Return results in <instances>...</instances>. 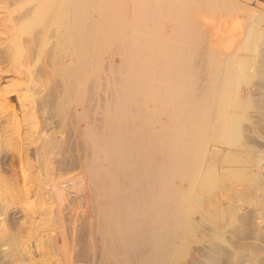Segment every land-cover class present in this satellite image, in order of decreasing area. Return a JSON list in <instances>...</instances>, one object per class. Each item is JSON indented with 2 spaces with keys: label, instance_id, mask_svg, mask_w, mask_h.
I'll return each instance as SVG.
<instances>
[{
  "label": "bare ground",
  "instance_id": "obj_1",
  "mask_svg": "<svg viewBox=\"0 0 264 264\" xmlns=\"http://www.w3.org/2000/svg\"><path fill=\"white\" fill-rule=\"evenodd\" d=\"M0 13L3 57L16 60L17 68L24 67L20 60L30 56L27 52L44 49L54 36L49 62L60 77L61 90L54 92L59 96L57 110L71 106L76 121L84 123L93 210L104 236L115 244L107 246L105 264H132L136 245L150 247L142 248V262L175 264L181 255L176 252L180 232L192 234L196 229L190 220L193 207L205 218H214L219 208L213 192L203 191L215 186L210 171L205 170L201 188L196 184L201 161L210 139L241 144V121L251 104L239 96V88L248 84L257 72L252 64L261 60L235 53L223 60L215 53L207 55L203 33L185 0H0ZM33 29L37 34L22 37ZM256 42V33L249 29L238 49L253 53ZM110 48L120 52L119 65L102 60ZM99 75L105 85L102 125L93 117ZM29 94L32 103L21 97L19 101L23 125L36 131L40 149L35 151L49 160L54 142L42 137L35 111L42 106ZM156 154L162 156L158 165ZM228 158L230 163L242 161L236 155ZM241 170L229 172L239 180ZM118 253L122 257L115 263L112 258Z\"/></svg>",
  "mask_w": 264,
  "mask_h": 264
},
{
  "label": "rangeland",
  "instance_id": "obj_2",
  "mask_svg": "<svg viewBox=\"0 0 264 264\" xmlns=\"http://www.w3.org/2000/svg\"><path fill=\"white\" fill-rule=\"evenodd\" d=\"M185 2L190 17L199 24L203 33L207 55L215 53L223 60L235 53L237 57L261 60V63L252 64L257 72L248 84H240L239 88V96L251 104L242 117L241 144H216L210 139L208 152L201 161L196 184L198 189L201 188L200 181L208 171L216 178L215 186L203 187V191L213 192L219 208L215 209L216 213L213 209L208 211L217 216L205 218L202 210L193 207L190 220L195 222L196 229L193 235L180 232L182 239H176V252H181V255L175 264H264V0ZM249 29L257 37L253 53L238 49ZM36 31L33 29L22 37L32 36ZM4 37L1 33L0 39L5 40ZM47 41L44 49L27 52L26 55L30 54L27 59L24 56L19 58L24 62L22 68H17L20 65L16 60L3 57L6 42L3 46L0 44V106L3 103L2 109L0 107V264H105L107 246L115 247V244L104 236L93 210V191L86 175L90 160L87 159L89 149L82 132L84 123L76 121L71 106L64 107L62 112L57 110L59 96L55 93L61 90L60 77L54 74L49 62L54 36ZM119 53L107 49L102 60L113 66L119 65ZM117 73L113 72L114 75ZM98 78L93 95L96 108L93 117L100 125L105 85L101 75ZM29 92L42 106L35 110L38 129L45 132H42L43 138H51L54 142L49 160H42L36 152L40 149L39 142L35 140L36 131L34 133L23 125L19 101L21 97L22 102L32 103L29 101L34 97ZM8 134L12 136L10 145H7ZM229 155L239 156L242 161L230 163ZM155 158L158 165L162 156L156 154ZM230 169H242L243 177L236 180ZM101 200L97 202L101 203ZM203 205L209 207L205 201ZM110 227H113L112 223ZM145 247L134 246L136 252L132 254L136 257H133L132 264L152 263L140 260L142 248H150L148 245ZM121 257L122 254H114L112 260L118 263Z\"/></svg>",
  "mask_w": 264,
  "mask_h": 264
}]
</instances>
